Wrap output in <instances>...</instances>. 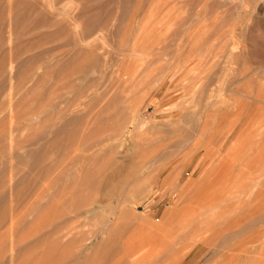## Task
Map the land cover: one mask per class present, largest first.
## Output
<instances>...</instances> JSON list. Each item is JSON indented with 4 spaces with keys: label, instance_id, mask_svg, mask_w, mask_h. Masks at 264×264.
Instances as JSON below:
<instances>
[{
    "label": "rangeland",
    "instance_id": "1",
    "mask_svg": "<svg viewBox=\"0 0 264 264\" xmlns=\"http://www.w3.org/2000/svg\"><path fill=\"white\" fill-rule=\"evenodd\" d=\"M70 1L55 3L73 10ZM98 1L117 18L97 40L109 65L96 91L75 98L88 86L82 76L91 72L88 64L83 72L71 64L68 77H58L79 43L54 36L53 27L26 34L22 42L30 49L12 54L21 66L13 68L12 82L6 72L0 92V264H124L131 235L159 244L155 264H191L192 258L196 264H264V222L226 238L264 210V75L242 54L244 27L264 22V2ZM123 2L138 12L125 16ZM255 34L264 40V29ZM55 45L64 46L52 59ZM131 49L138 50L133 57ZM25 68L27 82L18 76ZM115 98L137 109L143 124L125 123L114 132V108L99 112ZM240 101L250 103L221 149L230 148L229 160L203 174L210 155L201 161L202 130L225 127L219 119ZM70 102L77 111L59 117L57 110ZM75 112L79 119L59 130ZM192 128L195 138L186 139ZM89 131L102 140L93 142ZM191 178H199L201 188L187 190ZM206 229L214 237L201 250L194 234Z\"/></svg>",
    "mask_w": 264,
    "mask_h": 264
},
{
    "label": "bare ground",
    "instance_id": "2",
    "mask_svg": "<svg viewBox=\"0 0 264 264\" xmlns=\"http://www.w3.org/2000/svg\"><path fill=\"white\" fill-rule=\"evenodd\" d=\"M3 1L4 0H0V92L4 88L3 86H5L4 83L6 81L3 82L4 79L5 78L8 79V76L6 77V72L9 75L10 81L13 79V77H12L13 76V68L16 65V64L14 65V59L15 58L12 55L13 52L14 51H16V52L23 51L25 48H27V46H28V48L31 47V46H29L30 44L27 45V46H26V44H24L25 42L27 43V40L24 41L23 38H25L26 34L33 35V34L37 33L40 29H43L44 27H53V28H55L54 34L52 33L54 36H61V37H67V38H70V37L73 38L74 37V40L76 41V44L79 43V44H77L79 46H76L78 48H76V52H75L74 56L68 62L69 64H65L64 63L65 65L62 66L61 64H63V63H61V62H60L61 64L59 63V65H61V67H62L59 71L57 70L59 72L58 73V77L59 78L66 79L68 77V75H69V67H70L71 64H74V68H72V69H75V70H78V71H81V72L84 71V69H82V68H84L83 67L84 65L88 64V65L91 66L90 67L91 68L90 69L91 72L88 73V71H87V73L84 72L82 74V76L87 77V80H88V86L85 89L86 91L83 94L79 92V94H77V96L75 98L78 100L79 96L80 97L83 96L84 94L88 93V91H96V89L99 87L100 80L107 73L108 65H109V63H108L109 60L107 58L106 51L103 50L104 46L103 45L99 46L97 44V40L104 39V35H103L104 34V30H108L110 28V25L112 24L111 20H114L115 18H117V16H115L112 13V11L108 12L107 9L104 6L99 4L98 0H71L70 3L73 6V10H68L65 7L57 6V4L55 3L56 0H8V1L5 0L4 2ZM235 1H237V0H235ZM262 1L264 2V0H262ZM248 3H250V2H248ZM130 4H132V3L123 2V6H124V9H125V14H126L125 16H127L129 14H131V15L135 14L139 10L138 6L134 5V6L130 7ZM75 9H78V14L76 13V15H74V10ZM254 9H256V8L254 7ZM62 14L64 16L60 17V15H62ZM65 15H66V17H65ZM69 26H70V28H69ZM129 28L131 29V27H129ZM260 28L264 29V22L259 20V19L255 22V24L246 25L244 27L245 39H244V45L242 46V54H244V58L247 59L248 61L258 64L259 67H257V68L259 69L261 67V70H260L259 73H262L264 75V40L261 39V37H258L255 34V31L257 29H260ZM49 34H51V33H49ZM53 35H50V36L52 37ZM27 37H29V35ZM52 38L54 39L55 37H52ZM53 39H52L51 42L54 41ZM22 41H24V43ZM28 41H30V40L28 39ZM59 41L60 40L58 39V42ZM55 42H56V40H55ZM38 43H40V42H38ZM73 43L74 42H72V45L74 46ZM35 44H33V45H35ZM67 44H69V43H67ZM64 45H66V44H64ZM64 45H61V46H58V47H56V45H55L56 48H53V49H51L52 47L49 48L50 50L48 52H50V53H48L47 51L46 52L48 54H50V55L52 54L51 56H52V59H53L54 57L57 56V54L54 51L58 50V49L59 50L62 49ZM246 45L248 46L247 48L245 47ZM39 46H41V45H39ZM70 46L71 45H68L67 48L70 47ZM35 47H36V45H35ZM35 47L33 46V48H35ZM33 50H35V49H33ZM31 51H32V49H31ZM137 51H138L137 49H131L130 52H132V53H130L129 56L133 57V55H135V52H137ZM8 55L10 56L9 57L10 60L8 59L9 63L7 64L6 61H8L7 60V56ZM47 56H49V55H47ZM236 57L237 58L238 57L241 58L242 56H240V54H237ZM17 58H19V57H17ZM40 59L41 58L38 57L36 60H40ZM26 63H28V62H26ZM26 63L24 65L22 64V67L27 65ZM31 63H34V62H31ZM20 64H21V61H19V64H17V65H20ZM17 65H16V68H17ZM38 65H36V66H38ZM56 65H58V64H56ZM88 65H87V67H88ZM56 68H58V67H56ZM20 69L18 71L22 72V71H20ZM26 69L27 68L24 69L25 71L23 70L24 73H21L20 75L17 74L23 80H24V76L27 75L26 74L27 73ZM15 70H14V72H15ZM32 71H34V70H32ZM32 71L28 70V73L32 72ZM35 71H36V69H35ZM46 72H47V70H46ZM94 73H97V76L96 75L93 76ZM29 75H27V76H29ZM29 77H28V79H29ZM38 77H39V80H40V76H38ZM38 77H37V81H38ZM43 77H44V75H43ZM45 79L46 78H44V80ZM26 80H24V82ZM70 80H71V78H70ZM83 80H84V77H83ZM40 82H38V84ZM62 84L64 85V83H62ZM63 85H62V87L64 88ZM65 86H67V84ZM68 88H69V86H68ZM28 91H29V89H28ZM27 95H29V93ZM95 96H97L96 92H95ZM256 99H258V98H256ZM41 100H43V99H41ZM43 101L42 102L40 101V102L43 103ZM51 102H53V101H51ZM72 102H74V101H72ZM118 102H119V99L115 98L114 100H112V102L109 104V106L106 105L107 108L105 106V108L104 107L101 108V110L99 112V114H101V113L107 111L110 108H114V110L116 111L115 112L116 113V117L114 119V122L112 123V126L114 127L113 128L114 132H115V130H117L116 132H119L121 129L124 130V128H122V127H123V125L125 123H135L137 125L143 124V122L139 121L138 118H137V113H136L137 109H135L131 105L120 106ZM45 103L46 102L44 101V104ZM60 103H61V105H63L62 102H60ZM81 103L82 102L77 103V105L78 104L81 105ZM249 103H248V101H240V102H237L236 104H234L233 105V108H234L233 112L234 113H231V114L225 113L219 119L220 120L219 122L222 123V125L225 126V127L217 128L215 133H212L214 131L207 132V130H205V129L202 130V132L205 131L206 135H205V138H204V140H205V145H204L205 152L200 157L201 161L204 158H206L207 156L210 155L209 156V161H208V162H210V166H208V168L203 172V174H205V173L206 174H210L211 172L216 171L217 169H219L221 167V165L226 161V159L229 160V158L231 156L230 148L227 150L226 153H223L221 149H222L223 146H225L229 142V140L231 138V134L233 132V125L242 120L241 118L243 116V113L247 109V106L249 105ZM66 104L67 105H65L64 108H59L57 110V115L59 117L64 118V115L67 113L66 110H71L72 112L77 111L78 107L71 108V106L74 103L70 102V103H66ZM14 107H13V109H14ZM33 107L36 108V106H33ZM45 107L46 106H44V108ZM48 108H49V106H48ZM127 109H132V110H130V111H132V113H130L129 116H127V113H125V111ZM46 110H47V107H46ZM40 112H42V110ZM51 113L52 112H50V114ZM55 113H56V111H55ZM32 114H34V113H32ZM52 115H54V113H52ZM72 115L73 116H71V118L62 121L61 125L58 126L59 130H61L62 128L66 127L69 123L75 122V121H77V119H79V113L78 112H75ZM27 116H30V115H27ZM31 116L33 117V115H31ZM30 117H28V118H30ZM42 122L43 121L41 120L40 123H42ZM229 123H231L232 126L231 125L229 126L228 125ZM48 125H50V124H48ZM195 132H197V129L192 128V130H189L188 134H186L184 137L186 139H191L192 138V140H193L195 138V136L192 135V134L195 133ZM118 134H121V133H118ZM85 135L86 136L87 135L90 136V139H92V137L94 138V136H91L90 131H89V134H85ZM1 136L2 135L0 134V138H1ZM86 136H84V137H86ZM96 137L97 136H95V138H94L95 141L92 139L93 142L97 143V142H100L102 140L100 137L99 138H96ZM86 138L89 139V137H86ZM87 139L84 138V141L87 140ZM28 140L29 141L31 140L32 142L35 141L34 138H29ZM220 141H221V143L217 147V144H219L218 142H220ZM90 142H88V144ZM193 145H194L193 149L197 148L198 147V142L197 141L194 142ZM99 152H100V150H99ZM30 155H31V153H30ZM97 156H98V153H95V154L91 155L90 157L91 158H95ZM191 160H193V158ZM108 161H110V160L108 159ZM190 165H191V161H188L187 162V168ZM200 166H201V163H199L193 169V172H196L199 169ZM166 168L167 167H165V169ZM88 174H89V172H88ZM84 179H86V178H84ZM88 179H90V178H88ZM198 179L191 178L189 183L187 184V190L190 189L189 188L190 185H194V184H195V187H194L195 189L201 188V184H200L201 182H198ZM196 180H197L198 183L195 182ZM79 181H81V180H79ZM82 182H84V181H82ZM85 182H86V180H85ZM138 188H140L139 185H136L134 187V189H137V190H138ZM202 195H203V193H202ZM184 202L186 203V198H185ZM127 210H129V209H127ZM132 210H133V208H132ZM212 210H215V209H212ZM129 212H130V210H129ZM170 212H171L172 215H174L176 210L172 208V210ZM130 213H133V212L131 211ZM166 220H169V211L167 212ZM257 222H261V223L264 222V210L261 211L255 217L251 218L246 225L242 226L241 229H239V230L236 229L235 231L231 232L229 234V236H226V238L227 237L230 238L231 235L232 236L233 235L236 236L237 233H239V231H242V230H244L246 228H249L250 226L252 227V226L256 225ZM158 227L159 226H157V228ZM206 227L207 228H211V226H209V224ZM208 231H209V229H206L203 232H197V233L194 234L195 238H196V236L199 238L198 239V242H199L198 247L201 250L204 249L203 245L210 243L212 241L213 237H214L213 233L211 235H206V233ZM146 234H147V232L145 233V235ZM154 242L155 241H153V240H148V241L147 240H141V241H138L136 239V237H133V235L129 236L125 240L124 248H123L124 264H155L156 260L159 259V258L157 259V257H158L157 252H159L157 247H158L159 244L157 243L158 245L156 246L154 244ZM162 244H163V242H162ZM196 262H197L196 258H192L191 261H190L191 264H196Z\"/></svg>",
    "mask_w": 264,
    "mask_h": 264
}]
</instances>
